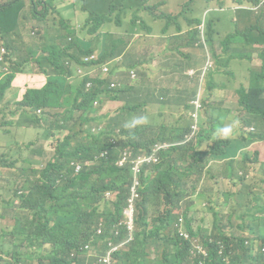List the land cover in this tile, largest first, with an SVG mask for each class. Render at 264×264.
<instances>
[{
  "label": "trees",
  "instance_id": "obj_1",
  "mask_svg": "<svg viewBox=\"0 0 264 264\" xmlns=\"http://www.w3.org/2000/svg\"><path fill=\"white\" fill-rule=\"evenodd\" d=\"M20 1L0 2V56L5 45L6 53H10L13 61L9 67L10 74L0 81V105L15 76L24 73L28 66L34 65L37 71L46 77L45 85L40 89H28L22 101L15 103L9 113L19 128L25 130L44 126L51 139L55 135L59 137L54 141L53 158L51 157L33 178L20 184L17 187L20 189L13 192L11 201L6 205L11 207L13 224L0 228V264H30L33 261L37 264H97L98 257L106 253L108 242L113 245L121 242L124 233L121 225L122 210L126 198L130 195L128 187L132 185L136 175L146 176L147 170L150 171L151 177L147 179L144 188L139 190L141 201L137 205V231L134 241L114 253L117 264H146L145 259L149 258L151 248L159 251L158 264H199L197 258L191 257L190 248L199 244L200 239L192 237L191 231L184 237L174 228L166 238H155L160 231L168 229L170 224H175L171 217L172 209L169 210V221L165 218L159 225L152 226L149 232L146 230L149 225L145 222L144 211L152 197H155V200L160 198L169 204L173 202L169 188L162 187H166L162 176L157 178L160 180L157 181L156 188L149 186L154 170L157 173L169 174V170L163 169V161L169 155V150L159 153L161 161L158 165L154 166L152 162L147 161L150 158L149 149L154 144H169V139L165 137L166 132L169 134V126L161 125L160 131L143 139L134 140L129 137L137 128L129 132L124 128V123L135 117L137 110L143 108L146 103L139 102L135 106L132 101L124 100L120 96L125 91L107 90L106 82H96L103 75L102 68H109V61L116 60L113 53L107 57L106 54H96L94 50L80 51L86 56V60L74 58L77 71L80 72L74 83H69L60 75H54L51 67L55 62L69 59L71 46L64 43L73 31L67 26H64V29L49 26L43 16L41 19L48 25L45 38L41 36L33 46H28L22 40L18 25L20 13L11 12L13 7H20ZM147 1L109 0L108 15L114 16L113 23L117 27H121L122 20L130 16L131 28L126 30L129 39L137 34L135 27L138 20L139 27L150 30L140 17V14L150 9ZM230 1L236 4H255L259 0ZM84 2L85 0H76V5H82ZM31 4L34 11L42 9L47 12L48 7L53 8L54 3L53 0H38L31 1ZM227 8L230 10L232 6L225 4L223 0L216 7L206 9L205 14L224 13ZM222 9L224 11H219ZM237 13V25L232 33L242 36L238 40H232L230 37L224 52L237 53L231 60L239 64L245 60L251 62L253 53L261 61L258 69L248 68L249 83L247 87H241L238 101L245 113L255 121V133L248 135V143H253L264 141V14L256 15L255 23L252 24V13L242 10ZM34 17L39 18L35 15ZM240 25L243 26L240 28ZM166 32L167 28H163V35ZM53 33L64 44L62 50H57L51 43ZM238 43L241 44L240 47L236 46ZM247 50L249 54L251 52L250 57ZM220 55L225 58L222 51ZM215 63L218 69H223L222 62ZM135 79L136 77L131 80ZM101 96L125 101L106 126L101 124L103 118L99 117L98 111L93 108V102ZM12 123L13 121L5 123L0 120L1 142L5 140L9 130L5 129L4 125ZM249 123L245 122L248 126ZM183 139L182 136L180 142ZM217 143L220 142L215 144ZM180 147L168 149L170 152L181 153L183 148ZM11 150L13 149L9 151ZM228 150L229 148L220 155H227ZM207 155L217 156L213 149ZM243 156L246 160L245 152L242 153ZM122 158H126V162L119 167L117 163ZM256 161L257 158L254 159V162ZM91 163L95 165L91 166ZM132 164L136 165L138 171L131 170ZM1 165L10 167L4 160H1ZM101 205L104 209L99 212ZM257 211L261 212V209ZM100 220L105 222L103 235L96 239L94 233ZM261 226H264V220L262 224H256L254 229L259 231ZM218 242L224 246L221 255L218 254ZM246 243L247 239L236 237L206 239L204 244L209 251V264H226L225 259L228 264H264V254L261 251L254 254V245L251 242ZM87 245H91L95 251V255L89 258L85 257ZM261 247H264V239L261 240ZM32 251H35L36 255L30 254ZM74 252L78 256L72 258L71 254Z\"/></svg>",
  "mask_w": 264,
  "mask_h": 264
},
{
  "label": "rangeland",
  "instance_id": "obj_2",
  "mask_svg": "<svg viewBox=\"0 0 264 264\" xmlns=\"http://www.w3.org/2000/svg\"><path fill=\"white\" fill-rule=\"evenodd\" d=\"M8 1V0H7ZM223 0H148L147 6L150 8L147 12L140 14L148 30L144 27H139L140 20L137 21L135 29L137 34L129 39V34L126 30H130V16L122 20L121 27H117L114 23V16L108 15L109 0H85L84 4L76 5V0H53V8L48 7V11L42 9H32L30 0H21L20 7H13L11 12L18 11L22 13L21 19L27 20L35 17L33 26H28L26 29V38L35 42L39 37L45 38V31L49 26L54 28L64 29L67 26L73 31L72 34L66 37L65 43L70 45L69 59H60L51 67L54 75L64 77L69 83H74L80 74L77 71V64L74 58H79L82 61L86 60V56L82 55L80 51L94 50L96 54H114L116 60L109 61V77L110 83L116 84L113 89L127 88L133 97L141 88H149L153 83L160 85H169V66L163 67L162 74L147 75L143 71L140 63L151 62L159 63L164 60L161 52L163 47L169 49V41L165 43L162 33L163 28H167L165 36H169V30L174 29L177 25L185 27L188 32L185 35L186 41L189 43H196L200 52L204 56H209L212 61L222 62L223 69L227 73L220 83L228 88L235 85L231 75L235 72H243L247 75V66H254L259 68V64L254 62L249 54L251 62L245 60L243 65L237 64L235 60H231L232 56L237 53L228 51L224 52V48L229 43V38L238 40L242 34H235L230 32L237 25L238 13L226 12V16L220 17L217 12L205 14L208 7H216ZM225 4H230V0H224ZM1 5V3H0ZM44 13V14H43ZM44 16V17H43ZM47 19L46 24L45 20ZM256 15L253 14L252 24L255 23ZM38 26H35V24ZM63 23V24H62ZM210 24V25H209ZM20 26V24H18ZM95 31H93V29ZM243 32V31H242ZM189 34L196 36V40L190 38ZM214 36L215 51L210 47L208 37ZM22 40L25 43L23 36ZM169 40V38H168ZM2 40L0 39V44ZM51 43L57 50H62L64 44L60 42V38L54 33L52 34ZM5 44V43H4ZM236 46L240 47L238 43ZM225 54L222 58L219 52ZM91 58L89 57V60ZM134 71L136 79L129 78V72ZM247 86V81L242 82ZM154 98V93H153ZM163 98L161 99V101ZM118 106L111 103L106 108V112H115ZM164 109L157 105H149L146 108H139L136 116L146 115L148 122L132 132L129 137L134 140L143 139L148 135L157 133L161 130L162 122H169V107ZM239 115L243 114L241 109H237ZM162 116L160 117V114ZM192 121H190L191 123ZM203 123L207 129L215 133L216 129L220 127L221 123H226L222 119V115L215 112L214 107L206 106L205 118L198 122ZM7 135L4 141H0V228L3 225H12L11 207L7 206L11 201L13 192L20 184L27 179L33 178L35 174L40 171L44 164L53 158L54 141L59 135H55L53 139L50 138L49 133L44 126L39 128H19L14 124L4 125ZM243 128H249L245 125V121L241 118L238 125L237 133L243 131ZM253 132V131H251ZM260 145H257V148ZM10 149L11 152L9 151ZM263 148H260L261 154ZM253 152L258 154V150ZM43 155V156H42ZM254 156V155H253ZM257 158V155H256ZM1 160L10 167H2ZM264 161V159H263ZM248 160L242 157V167L246 165ZM14 163V165H12ZM123 161L118 162L117 166L121 167ZM91 163V166H94ZM257 168V172L250 173L248 177V184L252 188H219L220 198H218L217 206L223 204L228 205V208H219L217 210L219 222L226 223L227 216L230 215L231 222L234 223L232 229L236 230L238 237L249 239L250 229L252 227L251 216H256L264 219V214L260 215L255 212L257 204L264 206V165L259 162L253 166ZM246 173L243 172L244 176ZM104 209L103 205L99 206V212ZM213 210V207H210ZM264 237V229L261 234ZM261 245V240L258 239ZM114 249H110L104 257L110 256ZM30 254L36 255L35 251ZM94 256V250L87 247L86 258ZM104 257H100L101 260ZM20 264H27L22 262Z\"/></svg>",
  "mask_w": 264,
  "mask_h": 264
},
{
  "label": "crops",
  "instance_id": "obj_3",
  "mask_svg": "<svg viewBox=\"0 0 264 264\" xmlns=\"http://www.w3.org/2000/svg\"><path fill=\"white\" fill-rule=\"evenodd\" d=\"M233 5L234 3L230 2V6ZM226 12H231V9L227 8ZM224 13H220L218 16H226ZM21 16L22 13H20L19 20L21 36H23L25 44L33 46L35 43L26 38V29L28 26H33L35 17L22 20ZM242 26L240 25V28ZM187 32V28L179 25L169 30V36H162L165 43L169 41V49L163 47L161 52L162 56H165L164 60H161L158 64L140 63L147 75L162 74L163 67L169 66V85L153 83L149 88H141L135 94V100L141 99L147 103V106L159 104L162 110L164 109V113H167L166 109L169 107V122L160 121L164 126H169V134L167 132L165 134V137L169 139V143H177L182 136L184 137L187 134L190 126L189 116L192 111V103L195 101L200 102L203 107L201 120L205 118V109L209 105L214 107L215 112L222 115L223 120H226V123H221L220 127L233 120L237 121L238 124L234 135L229 140H224L214 138V133L201 123L202 130L196 142L180 147L183 148L181 153L170 152V149L163 151L165 153L169 150V155L163 161V169L169 170V174L157 173L154 170L149 186L156 188V183L160 180L157 178L162 176L166 181V187H162L169 188L170 198L173 199V202L169 204V202L162 201L160 198L155 200V197H152L153 199L148 202L144 211L145 222L149 225L146 230L149 232L152 226L159 225L160 221L165 220V218L169 221V210L172 209L171 217L175 220V223L176 219L183 217L185 231H191L192 237L199 238L200 241L221 236L242 238L238 237L236 230L232 229L234 223L231 222L230 215L227 216L226 223L219 222L216 214L217 210L228 208V205L223 204L219 207L217 202L221 196L219 188H252L248 184L247 176L250 173L257 172V168H253L254 165L264 162V156L260 151V148H263L262 152H264V142L248 143V134L241 131L237 133L241 118L250 122L252 126H256L253 119L244 113L238 101L241 86H245L242 82L247 81L248 86L250 74L248 68H258L247 66V75H244L243 72L233 73L231 77L235 85L228 88L220 83L227 73L224 69H218L216 63H214L215 69L200 83V71L209 56H204L195 42L189 43L186 41L185 35ZM230 32H233V29ZM189 36L196 40L195 35L189 34ZM209 40L212 51H215L214 37H210ZM219 54H221V51ZM251 59L259 66L261 65V61L256 54H253ZM243 62L241 65H243ZM45 83L46 77L39 73L34 65L28 66L24 73L17 74L2 97L0 120L5 123L14 121L11 113H9L13 110L12 106L22 101L28 89H40ZM162 98L164 103L161 101ZM109 104L111 103L104 106V110ZM237 109L242 110L243 114L241 116ZM216 141L220 143L215 144ZM257 145H260V147L257 148ZM227 148H229L228 154L221 156L220 153L227 151ZM211 149L217 156L207 155ZM254 150H258V154L253 152ZM244 152L247 154L246 160L248 162L242 167V153ZM255 154L258 155L256 162H254ZM243 172L246 173L244 176H242ZM210 207H213V210ZM258 209H261V212H258ZM255 212L263 215L264 206L257 204ZM251 220L250 235L252 237L249 239L255 242L254 245L257 248L258 239H264V237H261L264 226H261L259 231L255 230L254 226L259 223L262 224L264 219L251 216ZM174 228L175 224H170L168 229L160 231L155 238H166ZM149 254L150 256L145 259V263L158 264L159 251L157 252L154 248H151ZM130 264L134 263L130 262Z\"/></svg>",
  "mask_w": 264,
  "mask_h": 264
},
{
  "label": "clouds",
  "instance_id": "obj_4",
  "mask_svg": "<svg viewBox=\"0 0 264 264\" xmlns=\"http://www.w3.org/2000/svg\"><path fill=\"white\" fill-rule=\"evenodd\" d=\"M30 1H34V2H37L38 0H30ZM260 1V0H259ZM259 1H258V3H259ZM0 2H1V0H0ZM258 3H255V4H249V3H243V4H236V3H234V5L232 6V9H231V12H234V13H237V11H240V10H242V11H247V12H250V13H252V14H255V15H262V14H264V8H262V9H260L259 11H257V12H254V11H251V10H249V9H244V8H239V9H233L235 6H241V7H243V6H247V7H250V6H254V5H257ZM220 14V13H219ZM210 37H214V36H209L208 37V41H209V44H210V40H209V38ZM4 45V44H3ZM4 47H5V45H4ZM257 46H255V48H256ZM253 54H255V53H253ZM252 54V55H253ZM252 57V56H251ZM211 62L212 63V68L209 70V71H207L206 72V74L202 77L201 75H202V70H203V68H204V66H205V64L207 63V62ZM5 63H6V65L5 64H3V63H0V72H1V74H0V76H1V78H0V81L3 79V77H5L6 75H8V74H10V69H9V67H10V65H11V63H13V61H12V59L10 58V53H9V55L7 56V58H6V60H5ZM214 63H215V61H212L211 59H210V57H208V59L206 60V62L204 63V65H203V67H202V69H201V71H200V80H199V82L200 83H202L205 79H206V77H207V75L210 73V72H212L214 69H215V67H214ZM237 63V62H236ZM237 64H239V63H237ZM240 65H241V63H240ZM261 66V65H260ZM106 68V71L104 70ZM102 72H103V75H102V77L100 78V79H98L96 82H106V88H107V90H114V91H125L124 93H121V95L120 96H122L123 98H124V100H130V101H132L133 102V105H137L139 102H145V101H143V100H141V99H137V100H135V95L132 97L131 96V94H130V90L129 89H127V88H120V89H113V88H115L116 87V84L115 83H113V82H111L110 83V80L108 79V77H109V68L108 67H104V68H102ZM21 74V73H20ZM250 76V75H249ZM130 79H131V77H130ZM249 83V82H248ZM94 85V84H93ZM199 87V86H198ZM242 87V86H241ZM245 87V86H244ZM102 90H104V88L102 89ZM137 93V92H136ZM124 100H112V99H109V98H107V97H105V96H101V98L100 99H98V100H95L94 102H93V108L95 109V110H97L98 111V116L99 117H102L103 118V120H102V125H104V126H106V124H107V122H108V120L110 119V118H113L115 115H116V113L118 112V110L124 105V103H125V101ZM108 103H115V104H118L117 106H118V108H117V110L115 111V112H106L105 110H104V106L105 105H107ZM146 103V102H145ZM162 103H164V100H162ZM147 106V103H146V105L143 107V108H145ZM240 106V105H239ZM107 108V107H106ZM243 110V109H242ZM244 111V110H243ZM203 107H202V104L200 103V102H198V101H195V102H193L192 103V111H191V113H190V116H189V119H190V121H192L191 123H190V126H189V129H188V132H187V134L184 136V139L180 142H177V143H156V144H154L150 149H149V151H150V153L152 152V149L156 146V145H167V147L166 148H163V149H160L159 151H158V153H157V156H158V158H159V162L157 163V164H154V166H156V165H158L159 163H160V161H161V158L159 157V153L160 152H163L164 150H166V149H168V148H171V147H177V146H181L182 147V145L183 146H185V145H190V144H193L194 142H196V139L197 138H199V136H200V133H201V125L198 123L199 121H201V118H202V116H203ZM244 113H245V111H244ZM246 114V113H245ZM247 115V114H246ZM248 116V115H247ZM250 117V116H249ZM252 118V117H251ZM253 119V118H252ZM197 122V126H198V133L196 134V136L192 139V140H190V141H186V138L189 136V134L191 133V126L194 124V122ZM254 121V120H253ZM148 122V117L146 116V115H139V116H135V117H133L131 120H128V121H126L125 123H124V128L125 129H127L129 132H132L133 130H135L136 128H138V127H140V126H143V125H145L146 123ZM245 122H247V121H245ZM255 122V121H254ZM247 123H249V122H247ZM237 124H238V122L237 121H235V120H233V121H231L230 123H227V124H225V125H223V126H221V127H219V128H217L216 129V131H215V133H214V135H213V137L214 138H217V139H224V140H229L233 135H234V133H235V131H236V127H237ZM250 125L248 126V125H246V126H248L249 128H243L242 130L243 131H241L242 133H246V134H250V133H255V127L254 126H252L251 125V123H249ZM162 125H164V124H162ZM251 131H253V132H251ZM219 141V140H218ZM217 142V141H216ZM215 142V143H216ZM256 142H262V141H256ZM264 142V141H263ZM254 143V142H253ZM147 153H148V151H147ZM150 153H148V154H150ZM256 155L257 154H255V158H256ZM258 156V155H257ZM263 156H264V152H263ZM263 165H264V162H263ZM131 170L133 171V172H136V171H138V168L136 167V165L135 164H132L131 165ZM136 177H138L139 178V180H140V183H141V187L142 188H144V186H145V184H146V181H147V179H149L150 177H151V173H150V171L149 170H147V175L146 176H140V175H136L134 178H136ZM134 178H133V180H134ZM132 184H134V182L132 183ZM128 188H130V186L128 187ZM142 188H140V189H142ZM139 189V190H140ZM249 189V188H248ZM139 193H140V191H139ZM128 198V197H127ZM127 198H126V201H127ZM141 201V193H140V199L138 200V202L136 203V207H135V215H134V226H135V230H134V234H135V232L137 231V226H136V223H135V221H136V217H137V205H138V203ZM126 207V202H125V206H124V208ZM124 208H123V210H124ZM123 210H122V215H123ZM182 219L183 220V217H179L178 219H177V221H176V223H175V229H179V227H178V225H179V219ZM100 221H102V220H100ZM184 221V220H183ZM104 222V221H103ZM105 223V222H104ZM181 228H182V230L184 231V232H186L185 231V229H184V227H183V222H182V225H181ZM187 233V232H186ZM134 234H133V241H134ZM212 238V237H211ZM211 238H207V239H210L211 240ZM206 240V239H205ZM204 240V241H205ZM133 241L131 242V244L133 243ZM204 241H200V243H202L203 245H205L204 244ZM247 241H248V243L249 242H251L253 245H254V241L253 240H251V239H247ZM218 243H220V242H218ZM218 243H217V245H218ZM248 243H246V244H248ZM130 244V245H131ZM222 244V243H221ZM223 245V244H222ZM206 246V245H205ZM224 247V246H223ZM206 248H207V246H206ZM262 249H264V247H261V245L259 244V242H258V247L256 248L255 247V245H254V254H256V253H258V251H261V253H263L264 254V252H262ZM207 251H208V248H207ZM219 251H220V249H219V245H218V254H219ZM191 255V254H190ZM220 255V254H219ZM78 255L74 252L73 254H71V257L72 258H74V257H77ZM191 257L192 258H197L198 260H199V264H200V262H202V261H204V263L205 264H209L210 263V260H209V251H208V258L207 259H202V258H200V257H193L192 255H191ZM225 260H227V259H225ZM117 261V260H116ZM228 261V260H227ZM225 262V261H224ZM31 264H37L36 263V261H34V262H32ZM116 264H117V262H116Z\"/></svg>",
  "mask_w": 264,
  "mask_h": 264
},
{
  "label": "built area",
  "instance_id": "obj_5",
  "mask_svg": "<svg viewBox=\"0 0 264 264\" xmlns=\"http://www.w3.org/2000/svg\"><path fill=\"white\" fill-rule=\"evenodd\" d=\"M8 1H11V0H8ZM239 8L249 9L251 11L257 12L260 9L264 8V0H260L259 3L257 5H254V6H250V7L235 6L233 9L235 10V9H239ZM219 11H224V10L222 9ZM1 54L2 55L0 56V63H3L6 65L5 60H6L7 56L9 55V52L7 51V53H6V48L3 47L1 50ZM4 55H5V57H3ZM212 66H213L212 63L208 61L202 70L201 76L203 77L206 74V72L212 68ZM104 70L106 71V68ZM130 77H131V79H134L136 77V75L133 71L130 72ZM197 133H198V126H197V122L195 121L194 124L191 126V133L186 138V141L192 140L196 136ZM166 147H167V145H156L152 149V152L150 153V158L147 161L152 162L153 164H157L159 162V158L157 156L158 151L160 149H163ZM121 160L123 161V163H122V165H123L126 162V158H122ZM133 182H134V184L130 185V195L127 198L126 207L123 210L121 225H122L124 233H123V237L121 238V242L118 245H113L112 243L108 242L107 243L108 249L104 255L98 257L97 264H116L117 261L114 257V253L117 252L119 250V248H121L122 246L128 245V244L130 245L131 242L133 241V234H134V230H135V226H134L135 207H136V203L140 199L139 189L142 188L140 180L138 177L134 178ZM182 222H183V220L180 218L179 219V225H178V227H179L178 232H179L180 236L187 237V233L184 232L181 228ZM103 223H104L103 221H100L97 224L96 229H95V233H94V238L98 239L103 235ZM218 245H219V249H220L219 254L221 255L224 247L221 243H218ZM87 247H91V245H87L86 250H87ZM110 249H114L112 254L110 256L104 257ZM262 252H264V249H262ZM190 254L193 257L198 256L204 260L208 258L207 248L202 243L195 244L193 246V248H190ZM94 255H95V251H94ZM100 257H104V258L99 260ZM225 263L228 264V261L225 260ZM200 264H205V263H204V261H202V262H200Z\"/></svg>",
  "mask_w": 264,
  "mask_h": 264
}]
</instances>
